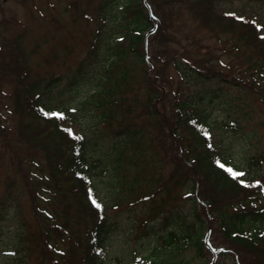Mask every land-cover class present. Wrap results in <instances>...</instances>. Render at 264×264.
I'll use <instances>...</instances> for the list:
<instances>
[{
	"label": "rangeland",
	"instance_id": "1",
	"mask_svg": "<svg viewBox=\"0 0 264 264\" xmlns=\"http://www.w3.org/2000/svg\"><path fill=\"white\" fill-rule=\"evenodd\" d=\"M207 1L144 0L154 17L146 42L137 45L148 54L146 61L120 57L114 65V70H128L129 79L122 90L136 107L135 112L121 114L129 123L140 126L144 137L132 144L119 136L118 143L114 131L119 123L115 120L93 147L103 170L92 176V187L101 206L116 222L99 253L108 264H126L153 254L173 255L184 259L185 264H202L204 259L205 264H248V254L224 237L218 225L214 209L227 195L204 189V179L193 169L194 146L186 145L188 136L182 126L175 128V105L183 98L192 100V111L201 110L200 118L207 124L210 135L206 142H211L214 153L245 169L251 178L264 180V99L248 83L235 79L245 75L246 80H251L253 73L248 63L264 51V0ZM126 2L0 0V264L61 261L46 252L38 234L39 216L27 186V170L29 157L34 158V154L40 160L42 156L38 149L30 147V137L23 128L29 114L15 107L21 87L32 80L60 78L43 99L52 109L67 106L71 110L93 91L98 73L95 61L108 62L111 39L124 23H129L128 14L123 13ZM231 12L236 16L228 15ZM243 27L253 29L259 41L247 43L240 38ZM90 48L95 58L86 74L77 84L68 85L69 76ZM104 54H108L106 59L102 58ZM178 60L206 69L210 77L200 82L180 77L175 67ZM145 70L156 82V95L160 94L156 114L147 101ZM224 77L230 81L224 82ZM78 125L92 129L85 113ZM172 131L185 136L177 140ZM121 148L127 160L117 162V168L112 170ZM253 158L257 160L255 164L251 163ZM176 166L180 167L181 177L175 175L178 169L174 173ZM189 182L196 190L192 196L187 194ZM59 186L66 183L59 182ZM61 199L69 204L72 214L77 211L79 204L73 196L63 193ZM114 202L119 204L113 206ZM194 205L205 224L207 248L203 256L195 253L192 246L179 249L174 244H166L156 253L162 234L175 230L167 216L172 213L180 217L182 226H188L195 221L191 214ZM17 226L23 237H17ZM74 228L82 232L84 225L75 224ZM62 243L66 248L72 242ZM67 256L78 260L79 248Z\"/></svg>",
	"mask_w": 264,
	"mask_h": 264
},
{
	"label": "trees",
	"instance_id": "2",
	"mask_svg": "<svg viewBox=\"0 0 264 264\" xmlns=\"http://www.w3.org/2000/svg\"><path fill=\"white\" fill-rule=\"evenodd\" d=\"M210 1L207 2L210 3ZM132 3V1L126 2L128 6L123 10V13L128 14L129 19L127 21L129 23H124L117 32L118 37L115 36L110 41L111 56L108 62L95 61V70L98 73L93 80L94 91L84 100L78 102L74 107L75 112H63V118L44 114V112L50 111V108L43 98L53 86L58 84V81H55L58 78L43 82L37 79L26 83L21 87L19 100L17 99L15 102V107L20 113L29 114L30 119L23 128L26 129L25 132L30 137V147L34 150L38 149L42 156L41 161L34 154L32 155L34 158H28L30 169L27 170L29 181L27 186L35 195L33 202L36 200L35 207L38 208L37 212L40 215L39 222L40 230L43 232V244L46 245L49 243L48 241L53 240V243L48 244L47 249L50 254H56L62 258L58 264H100L101 258L97 252L105 245L110 232L116 226L115 221L110 220L104 211L105 209L100 213L86 193L82 176L84 174L88 176L90 174L98 175L103 170L101 159L95 154L96 151L93 147L100 142L106 133V129L109 128V124L115 120L119 123L118 129L114 131L118 137V143L119 136L132 144H136L144 137V132L140 126L129 123L128 118L121 114L122 111L135 112L136 108L133 103L127 100L122 90L124 84L128 82L129 72L126 68L114 70V65L117 64L120 57H133L138 62L145 61L143 52L137 48V45L141 43L144 30L150 26L151 19L139 1L136 0L134 5ZM239 37L244 38L247 43L259 41L254 30L250 31L245 27L242 28ZM92 50L90 53L93 52ZM107 55L104 54L102 58L106 59ZM91 59L92 57L79 63L72 76L75 81L69 82L70 85L83 79V72H85L84 70ZM175 64L176 70L182 78L200 82L210 77V74H206V69L197 65L192 66L180 60ZM248 69L253 73L251 80H246L245 75L235 77V79L245 84L248 83V86L256 91L260 98L264 99V51L259 52L250 60ZM231 75L233 77V74ZM144 79L148 89L149 108L156 114L159 111L156 100L160 96V94L156 95V82L150 76L149 70L147 72L145 70ZM223 81L228 82L230 80L224 77ZM191 104L192 100L183 98L175 105L177 115L175 128L182 126L183 132H186L188 136L186 145L194 146L191 151L195 162L193 169L204 179V189L211 188L214 191L225 192L227 195L225 200L214 209L217 214L218 225L224 237L234 242L237 247L248 254V264H264V180H261L259 184H253V178L248 176L240 166L219 153H214L215 149H213L211 142H206L208 135L206 136L205 133L209 131L204 118L202 116L200 118L199 112L201 110L192 111ZM188 109H191L192 112ZM80 110L85 112H77ZM80 113L81 115L85 113L90 119L91 130L88 127H79ZM68 128H71L74 134L70 135L66 131ZM172 135L177 140L185 136L184 133L178 131H172ZM122 150V148L118 150L116 163L111 167L112 170L117 168V162L127 160L125 156H122ZM217 159H220L222 163L230 164L236 171L243 172L244 175L233 177L224 168L216 164ZM251 161L252 164L257 162L256 158ZM44 168L49 170V176L44 175ZM177 169L178 172L175 173ZM182 171H184L183 168ZM174 173L178 177L182 176L180 167L176 166ZM134 179L136 180V178ZM240 179H244L247 183L240 184ZM60 181L67 184L63 190L64 194L73 193L76 203L79 204L77 211L73 214L70 212L69 206L65 207V203L63 204L61 199L54 196L55 193H59L57 186H59ZM49 186H53L55 191L51 189L44 195L38 194L39 188L47 189ZM128 187L130 188L131 184ZM187 188L189 196L195 194L196 190L191 182L188 183ZM191 199L195 198L192 197ZM40 200L44 206H37ZM117 203L115 205H118ZM192 215L195 221L188 226L181 225L180 217L173 214L169 215V221L175 230L163 238L168 241H177L172 245L178 246L179 249L192 246L195 253L203 256L205 224L204 220L197 216L198 211L195 205L192 208ZM75 224H85V228L78 233L77 229L74 228ZM16 235L19 236L20 234L17 232ZM68 239L72 241L73 245L64 249L60 243ZM77 245L80 248V259L73 262L64 254H68L73 246ZM173 257V255L166 256L163 254L137 262L139 264H185L184 259ZM102 259L104 260V258ZM205 261L206 259L202 264H205Z\"/></svg>",
	"mask_w": 264,
	"mask_h": 264
},
{
	"label": "snow or ice",
	"instance_id": "3",
	"mask_svg": "<svg viewBox=\"0 0 264 264\" xmlns=\"http://www.w3.org/2000/svg\"><path fill=\"white\" fill-rule=\"evenodd\" d=\"M228 15H231V16H236V13L235 12H231V13H228ZM239 19L243 20L244 17L243 16H240L238 17ZM253 24H256V27L260 28L262 27L261 25L257 24L256 21H252ZM43 111V109H42ZM44 114L46 116H52V117H60V118H63L64 117V113L61 112V111H46L44 112ZM61 127H63V125H61ZM66 131L72 135L74 134L73 133V130L71 128H68L66 129ZM205 135H210V133H205ZM211 147V145H210ZM216 164H218L221 168H224L229 174H231L233 177H239V176H243L244 173L243 172H238L236 171L230 164H225V163H222L220 159H217L216 160ZM77 175H80V173H77ZM240 184L244 185L247 183V181H245L244 179H240L239 181ZM253 184H259L260 181L259 180H255L252 182ZM89 194L91 195V189H89ZM92 203L96 205L97 208L101 207V205L99 203H97V201L95 199L92 200Z\"/></svg>",
	"mask_w": 264,
	"mask_h": 264
}]
</instances>
